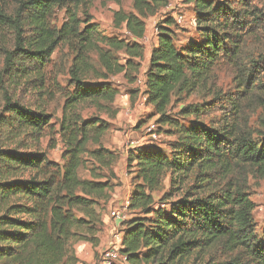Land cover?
<instances>
[{
	"label": "trees",
	"instance_id": "1",
	"mask_svg": "<svg viewBox=\"0 0 264 264\" xmlns=\"http://www.w3.org/2000/svg\"><path fill=\"white\" fill-rule=\"evenodd\" d=\"M132 1L134 11L114 13V25L129 34L121 37L105 34L93 21V0H0V28L12 38L2 47L0 74V132L6 139L0 141V264H75L78 242L98 245L102 205L111 199L119 154L102 142L109 124L84 119L77 109L88 102L101 109L107 108L102 101L114 103L120 93L114 76L138 80L146 19L168 0ZM188 1L201 41L177 44L173 12L158 26L143 84L160 121L176 127L179 136L169 154L150 143L129 151L127 163L136 169L128 206L133 214L122 222L121 252L130 264H264V229L257 230L249 194L250 177L264 179V51L243 58L240 34L260 24L262 13L217 6L215 0ZM57 8L66 11L61 27L52 22ZM61 45L72 54L74 85L65 94L60 122L62 165L37 146L51 119L45 69ZM221 56L237 69L234 93L217 88ZM20 88L45 93L42 106L26 105L16 95ZM199 89H208L210 102L187 106L183 114L219 108L221 119L216 125H181L168 113L173 97ZM21 136L32 137L35 147L5 146ZM89 142L97 147L89 150ZM85 154L93 161L91 178L79 175ZM167 177L169 191L156 200Z\"/></svg>",
	"mask_w": 264,
	"mask_h": 264
},
{
	"label": "rangeland",
	"instance_id": "2",
	"mask_svg": "<svg viewBox=\"0 0 264 264\" xmlns=\"http://www.w3.org/2000/svg\"><path fill=\"white\" fill-rule=\"evenodd\" d=\"M14 1V0H9ZM217 6L225 8H234L238 10L249 9L254 7L258 11V15L262 13L258 25H252L250 28L241 30L240 34L243 38L241 40L242 55L243 58L249 59L256 57L259 52L264 51V0H215ZM123 8L125 11H134L132 0H123L121 4L114 0H93V5L90 8V13L93 15V21L101 28L105 34L119 35L121 37L129 35L124 27H116L114 25V13L115 11ZM173 12H177V15L184 16L182 22H176L175 39L177 44L188 46L191 41H201V37L197 34L195 20L194 4L188 0H168V4L161 7L156 14L150 15L146 19V35L142 39L145 46L144 58L141 61L139 68V77L143 78L144 67L147 66L146 56L149 54L152 44L155 43L158 26L164 24L166 19L170 17ZM66 21V11L62 8H57L53 16V24L57 27ZM196 23V24H195ZM9 31L4 28H0V74L2 72V66L4 63L2 55V47L4 44L11 40ZM119 58L125 60L126 54L124 51H120ZM72 63V54L68 47L61 45L59 49L54 53L52 61L47 65L45 72L50 80L51 92L46 95L45 109L50 114V123L43 130V135L37 143L40 150L48 152V157L60 165L64 163L62 158L63 151L65 149L64 142L60 135V122L63 115V106L65 102V94L68 91L74 89V85L70 81L69 68ZM93 63L102 69L99 65L98 57L93 54ZM146 64V65H145ZM216 71V84L217 88L224 92L234 93L235 83L234 77L237 69L233 63L227 57H220L219 63L215 68ZM57 80L58 84H54ZM92 82L97 81L95 78H91ZM113 86L119 87L120 93L115 99L114 103L106 104V109H101L97 104L88 102L79 105L77 112H79L84 119L92 117L103 119L109 124V129L102 138L104 146H110L118 152V162L114 165L116 172V178L112 179L114 188L112 190V198L116 200L109 202L103 206L102 214H110L115 206L124 202L128 196L129 191L135 185V167L129 166L127 163V157L130 150H133L136 146L149 144L156 146L169 154L173 142L177 139L179 134L177 128L172 127L169 124L162 123L159 115L156 113L153 105L149 103L144 94V89L141 90L143 84L138 80L130 82L123 74H119L111 78ZM143 80V79H142ZM144 88V87H143ZM18 98L34 109H38L42 106V97L45 93L39 94L32 89H18L16 92ZM211 98L207 90H196L192 93H180L173 97L171 106L168 113L173 119L177 120L181 125L189 126L196 122H201L207 125H216L221 119L222 111L219 108L211 109L210 111H204L201 115H185L183 114V108L187 106H195L203 104L204 102H210ZM257 115H253L251 124L256 127ZM0 141H6L5 135L0 132ZM28 145L31 148L35 147L33 138L30 136H21L17 141L6 142V147L17 149L19 145ZM55 144V145H54ZM54 145V147L52 146ZM88 149L92 150L97 145L92 142L88 143ZM131 152V151H130ZM85 165L79 169V175L81 178H91L89 171L92 166V159L89 155L85 154ZM103 174H108V169L100 170ZM170 188V178L167 177L163 183V187L160 191L154 193L156 200H159L164 193L168 192ZM249 194L251 199L255 203L254 217L257 223L258 232H262L264 229V179L256 176H251L249 180ZM174 197L172 200H176ZM15 201V200H13ZM122 208V206H121ZM168 209V208H167ZM127 217H131L133 214L129 209L126 210ZM126 217V218H127ZM113 231L111 232V246L113 243L116 245V233L121 232V226L114 224ZM106 246V245H105ZM107 247V248H108ZM102 247L98 250L89 248L84 249L82 253L83 257L78 258L75 264H102ZM75 253H77L75 249ZM86 253H89L88 255ZM77 256V255H76ZM118 264H123L119 262Z\"/></svg>",
	"mask_w": 264,
	"mask_h": 264
},
{
	"label": "crops",
	"instance_id": "3",
	"mask_svg": "<svg viewBox=\"0 0 264 264\" xmlns=\"http://www.w3.org/2000/svg\"><path fill=\"white\" fill-rule=\"evenodd\" d=\"M155 45H157V37H156L155 43L152 44L151 50H152V48ZM151 50H150L149 54L146 56L147 66H145L144 70H142L143 71V78L139 77L140 79H143V80H145V76H146L145 73L147 71V67H148V64H149ZM122 62H125V60H122ZM143 87H141V90L145 89V87L144 88ZM107 148H109V149H111L113 151H116L114 148H111L110 146H107ZM132 190H133V188H132ZM132 190L129 191L126 200L124 202H121L120 205L115 206L114 210L112 212H110V214H104V213L102 214L103 228H102V231L99 233V243H98L97 246H93L92 243L85 242V241H80V242H78L75 245V249H76V251L78 253L76 255H77L78 258L83 257L82 255H84V254H79V253H82L84 249L89 250V248H92L94 250H98L99 248L102 247L103 248L102 251H104L108 247V245L111 243V239L110 238H111V232L114 229L113 228L114 224H118L122 228V222L125 219L130 218V217H127L126 210L129 209L128 208L129 199H130V195H131ZM115 200H116L115 198H112L110 200V202H114ZM121 206H122V208H121ZM86 254L88 255L89 253H86Z\"/></svg>",
	"mask_w": 264,
	"mask_h": 264
},
{
	"label": "built area",
	"instance_id": "4",
	"mask_svg": "<svg viewBox=\"0 0 264 264\" xmlns=\"http://www.w3.org/2000/svg\"><path fill=\"white\" fill-rule=\"evenodd\" d=\"M183 19H184V16L177 15L178 22H182ZM194 22L196 21L194 20ZM138 81L144 84V80L138 79ZM115 235H116L115 237L117 240V244L115 245L113 243L111 246H109L108 248L104 250L102 254V264H118L119 262H122L123 264H130L127 256L121 252L122 233L117 232Z\"/></svg>",
	"mask_w": 264,
	"mask_h": 264
}]
</instances>
